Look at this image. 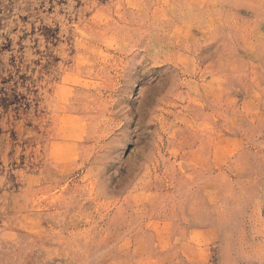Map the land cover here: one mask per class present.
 I'll return each instance as SVG.
<instances>
[{"label": "rangeland", "instance_id": "1", "mask_svg": "<svg viewBox=\"0 0 264 264\" xmlns=\"http://www.w3.org/2000/svg\"><path fill=\"white\" fill-rule=\"evenodd\" d=\"M0 264H264V0H0Z\"/></svg>", "mask_w": 264, "mask_h": 264}]
</instances>
